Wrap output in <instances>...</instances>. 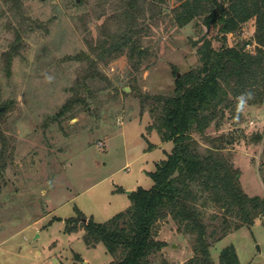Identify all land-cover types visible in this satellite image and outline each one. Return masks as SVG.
I'll return each instance as SVG.
<instances>
[{
  "label": "rangeland",
  "instance_id": "374dc122",
  "mask_svg": "<svg viewBox=\"0 0 264 264\" xmlns=\"http://www.w3.org/2000/svg\"><path fill=\"white\" fill-rule=\"evenodd\" d=\"M74 1L22 0L25 16L47 31L37 28L22 36L23 49L13 59L9 78L0 58L2 101H12L2 126L12 160L0 191V264H109L112 258L102 244L86 247L82 228L67 233L66 222L81 213L102 224L125 211L131 205L126 192L149 190L153 183L148 173L173 147L156 132L147 131L150 115L141 111L128 87L135 80L143 93L166 95L173 90L175 74L180 76L197 64L193 47L197 40L207 36L214 47L219 46L215 30L195 22L182 28L171 24L175 0H166L160 21L151 23L150 31L142 35L141 53L146 54L139 71L132 73L124 57L101 67L111 86L91 85L88 106L60 123L53 122L47 118L70 97L68 90L80 69L79 64L63 59L86 50L85 39L95 37L102 22L97 16L103 10L96 0L76 5ZM110 10L106 5L102 17L109 16ZM10 20L16 25L0 0V56L14 39ZM253 32L250 20L239 32L227 35L226 43L250 42ZM245 49L253 53L254 45L250 42ZM241 112L240 124L224 121L207 134H230L235 139L224 156L239 170L244 194L264 198V140L251 142L254 134L264 138V104L247 101ZM263 222L264 217L250 229L241 227L211 241L214 263L218 264L224 248L232 246L240 264H264ZM153 231L154 240L164 246L147 264H185L192 258L190 238L170 218L157 223Z\"/></svg>",
  "mask_w": 264,
  "mask_h": 264
},
{
  "label": "trees",
  "instance_id": "16d2710c",
  "mask_svg": "<svg viewBox=\"0 0 264 264\" xmlns=\"http://www.w3.org/2000/svg\"><path fill=\"white\" fill-rule=\"evenodd\" d=\"M78 1L82 4L89 0H75L74 5ZM3 2L16 22L15 25L10 20L8 24L14 39L0 56L4 74L9 78L13 59L23 49L22 36L37 28L45 33L47 29L25 16L22 0ZM96 2L103 10L97 16L102 22L97 25L95 37L85 39L86 50L63 59L79 64L80 69L68 90L70 97L47 120L60 123L77 109L88 106L91 85L111 86L101 67L124 57L131 72L137 73L146 54L141 53L142 35L150 31L151 23L160 21L166 4V0ZM106 5L111 7L110 15L103 18ZM170 12L171 24L176 27L195 22L207 30H215L219 46L214 47L213 39L207 36L197 40L193 44L197 64L178 78L175 74L173 90L166 95L143 93L135 80L128 87L139 101L141 111L150 115L147 131L156 132L162 142H171L173 147L166 159L148 173L152 187L131 192L128 196L131 205L125 211L102 224L84 218L81 213L66 222L67 233L82 228L86 247L102 244L112 258L109 264H147V259L164 246L154 240L153 230L167 218L190 238L193 256L185 264H215L210 256L211 241H219L241 227L250 229L264 217V198L244 194L239 170L224 156L235 139L230 134L217 137L207 134L210 129L218 130L224 121L241 123L242 109H237V98L242 93H251L249 104H264V0H175ZM250 20H253L250 42L254 52L245 49L250 42L228 46L227 35L239 32ZM1 107L4 110L0 111V191L7 164L12 160L2 130L4 114L12 105L2 101L0 86ZM263 140L261 134L251 138L254 144ZM261 177L264 182V169ZM69 223L73 225L67 226ZM218 264H240L232 246L220 252Z\"/></svg>",
  "mask_w": 264,
  "mask_h": 264
},
{
  "label": "clouds",
  "instance_id": "9594fccd",
  "mask_svg": "<svg viewBox=\"0 0 264 264\" xmlns=\"http://www.w3.org/2000/svg\"><path fill=\"white\" fill-rule=\"evenodd\" d=\"M49 79H51V77H49ZM251 98V93L249 92H245V93H242L238 98H237V109L238 110H241L242 109V106L247 102L248 99Z\"/></svg>",
  "mask_w": 264,
  "mask_h": 264
},
{
  "label": "water",
  "instance_id": "95a60500",
  "mask_svg": "<svg viewBox=\"0 0 264 264\" xmlns=\"http://www.w3.org/2000/svg\"><path fill=\"white\" fill-rule=\"evenodd\" d=\"M179 77V74L177 73V75H176V78H178ZM126 92H128V89H126ZM9 104H12V101L11 102H9ZM4 110V107H1L0 108V111H3ZM130 191L129 192H126V194H127V196H129L130 195ZM83 222L85 221V220H82ZM257 248V250L259 251V248L258 247H256ZM84 264V263H83Z\"/></svg>",
  "mask_w": 264,
  "mask_h": 264
},
{
  "label": "crops",
  "instance_id": "0c3cea01",
  "mask_svg": "<svg viewBox=\"0 0 264 264\" xmlns=\"http://www.w3.org/2000/svg\"><path fill=\"white\" fill-rule=\"evenodd\" d=\"M3 243V241L0 242V244Z\"/></svg>",
  "mask_w": 264,
  "mask_h": 264
}]
</instances>
